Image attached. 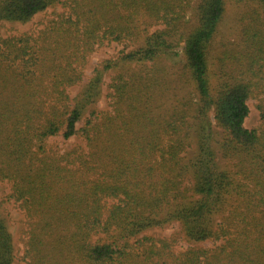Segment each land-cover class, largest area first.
Returning a JSON list of instances; mask_svg holds the SVG:
<instances>
[{
    "label": "trees",
    "instance_id": "obj_1",
    "mask_svg": "<svg viewBox=\"0 0 264 264\" xmlns=\"http://www.w3.org/2000/svg\"><path fill=\"white\" fill-rule=\"evenodd\" d=\"M193 2L0 0V22L63 7L38 32L0 35V181L25 216L26 264H264V0L214 72L226 0H198L188 29ZM110 41L136 46L72 96ZM256 94L261 121L247 127ZM174 222L189 243L178 251L177 236L145 232ZM16 257L0 213V264Z\"/></svg>",
    "mask_w": 264,
    "mask_h": 264
},
{
    "label": "rangeland",
    "instance_id": "obj_2",
    "mask_svg": "<svg viewBox=\"0 0 264 264\" xmlns=\"http://www.w3.org/2000/svg\"><path fill=\"white\" fill-rule=\"evenodd\" d=\"M198 0H194L193 4L188 10L186 15V25L187 28H194L196 26V3ZM261 4L260 0H226V9L224 16L218 25L217 31L211 41V54H210V64L211 71L221 70L222 61L221 57L224 52L234 51L236 46H240L241 44V33L244 26L249 22V17L251 18L252 10ZM63 10V7L58 5L56 8H48L44 12H40L36 14L33 19L25 24L18 22H9V21H1L0 22V35L1 36H9V35H19L26 31H36L43 28L45 24L51 20L56 13ZM161 27L160 25H154L150 27V30H155L156 28ZM184 42H181L175 50L180 52L179 56H174L175 58H182V47ZM136 45H132L129 42H119V41H110L105 42L101 46L97 47L88 58V63L84 68L82 81L78 84L69 87V91L71 95H75L81 87H83L88 79L93 74V69L95 66L104 60L108 59H116L122 51H128L131 48H134ZM171 64L175 61V59H171V56H168ZM224 66V65H223ZM178 67L170 68L171 73L177 70ZM116 73V69H110L103 74L102 80V94L98 102L94 105L100 110L110 109L109 105V83L111 77ZM248 104L250 107V112L248 117L246 118V126L247 127H256L260 124V104L261 95H253L249 98ZM82 125V121L78 122V126ZM56 140L60 146L71 147L75 143L79 142L80 139L78 136L72 137L68 140H64L62 136H57L53 138ZM10 193V186L7 182L0 181V213L3 217H5L8 227L13 235L14 242L16 245L17 257L13 264H26L23 259V244H22V234L25 228V216L23 211L18 207V205L13 201L8 199V194ZM180 227L177 222L169 224L163 228H149L145 232L148 234H152L158 237H169L171 235L177 236L178 244L174 246L176 251L183 249L189 243L181 238ZM204 246H211V242L201 243Z\"/></svg>",
    "mask_w": 264,
    "mask_h": 264
}]
</instances>
